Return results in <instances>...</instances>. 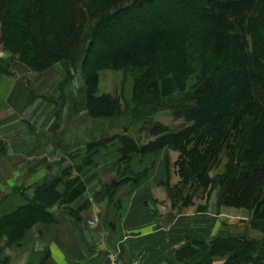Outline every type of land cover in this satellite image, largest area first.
Segmentation results:
<instances>
[{"label":"trees","instance_id":"1","mask_svg":"<svg viewBox=\"0 0 264 264\" xmlns=\"http://www.w3.org/2000/svg\"><path fill=\"white\" fill-rule=\"evenodd\" d=\"M28 40L32 50L24 45ZM1 45L10 61L33 71L81 61L89 115L108 121L128 116L152 136L141 145L127 135L110 144L103 138L88 145L90 154L113 146L126 162L135 152L169 147L179 153L180 180L166 184L173 206L190 205L203 189L207 197L216 193L219 207L249 211L247 230L195 241L204 249L196 264L215 258L264 264V0H0ZM106 70L131 76L125 108L119 98L98 93ZM0 72L10 73L9 63ZM186 76L193 81L189 88L182 87ZM160 111L182 118L183 125L169 130L153 122ZM62 179H51L37 188L33 202L2 214L0 232L22 235L51 201L66 203L83 192L79 178L60 190Z\"/></svg>","mask_w":264,"mask_h":264},{"label":"crops","instance_id":"2","mask_svg":"<svg viewBox=\"0 0 264 264\" xmlns=\"http://www.w3.org/2000/svg\"><path fill=\"white\" fill-rule=\"evenodd\" d=\"M0 60L8 61L10 72H0V216L33 202L37 188L55 177H63L60 190L74 178L84 186L78 196L57 200L37 215L30 243L10 252L6 264H106L111 253L125 264H196L204 249L195 241L247 230L249 211L217 206L215 192L207 197L200 189L190 205H172L166 184L180 180L179 153L169 147L144 156L135 152L126 162L113 146L109 157L103 148L90 154L88 145L103 138L110 144L125 134L137 145L152 138L139 143V135H128V116L108 121L89 115L81 62L62 60L36 72L10 61L4 50ZM155 121L175 129L169 111ZM87 159L94 163L87 165ZM225 162L223 153L218 172ZM94 215L97 225L89 226Z\"/></svg>","mask_w":264,"mask_h":264},{"label":"rangeland","instance_id":"3","mask_svg":"<svg viewBox=\"0 0 264 264\" xmlns=\"http://www.w3.org/2000/svg\"><path fill=\"white\" fill-rule=\"evenodd\" d=\"M26 44H27L28 49L32 50L34 48L31 40L26 41L24 43V45H26ZM1 47H3V46L2 45L0 46V50H4V51H6V53H8L9 60L13 59L11 57L10 52L6 49L1 48ZM6 62L8 63V61L0 60V67H4V65L7 64ZM18 62L23 63L24 65H26L28 67V65L26 63H24L23 61H18ZM79 62H81V61H79ZM57 64L58 63H56L52 67H55ZM52 67H49V68H47L41 72L47 71ZM36 72H38V71H36ZM99 77L100 78H99V85H98V93H107V92H108V94L110 93L112 96L119 98L121 104L125 108L126 101H128L132 95V84H131L132 79H131V76L128 75L125 77L124 73L122 71H115L114 72V71L106 70V71H101ZM181 82H182V87L189 88L193 81H192V78L190 79V76H186L185 79L181 80ZM161 112L163 113L165 111H160V112L156 113L155 115H153V117H152L153 122H156L155 121L156 115H159V113H161ZM171 115H172V113H171ZM172 117L174 118V123H175V124L171 125L172 128L177 129L183 125L182 124L183 123L182 118H180V117L175 118L173 115H172ZM163 120H166V119H163ZM141 125L142 124H140V125L137 124L136 127H133L132 125L126 126L129 130L127 132L128 135L132 134V135L136 136V134H137L140 136L139 137V143H142L145 140L152 138V136L151 135L149 136L145 130H142V131L140 130V129H142L141 127H144ZM137 132H139V133H137ZM119 133L123 134L125 132H123L121 130V131H119ZM113 149L114 148H111V146H107L106 150H104V148H103L101 150V152L102 153L106 152L105 154H103L104 157H109L110 154L113 153ZM212 173H214V172H212ZM178 177H179V175H178ZM199 192H200V189L196 193H194V196ZM51 204H53L52 201H51ZM177 206H178V208H180V204H178ZM37 220H39V222H40V219H37ZM41 221L45 223L44 220H41ZM37 222H36V224H37ZM46 224L47 223H45V227H46ZM33 225H31L30 228L27 229L22 235H14L12 238L7 237L6 235L3 234V232H0V247H2V248H0L1 249L0 250L1 251L0 264H6V260L9 256V253L12 252L13 250H15V248H18L24 244L30 243L32 236L29 233V230H31Z\"/></svg>","mask_w":264,"mask_h":264},{"label":"built area","instance_id":"4","mask_svg":"<svg viewBox=\"0 0 264 264\" xmlns=\"http://www.w3.org/2000/svg\"><path fill=\"white\" fill-rule=\"evenodd\" d=\"M98 222V216L94 215L93 219L88 223L89 226H96ZM106 264H125L117 253H111L107 256Z\"/></svg>","mask_w":264,"mask_h":264},{"label":"water","instance_id":"5","mask_svg":"<svg viewBox=\"0 0 264 264\" xmlns=\"http://www.w3.org/2000/svg\"><path fill=\"white\" fill-rule=\"evenodd\" d=\"M116 183L115 182H113V185H115Z\"/></svg>","mask_w":264,"mask_h":264}]
</instances>
